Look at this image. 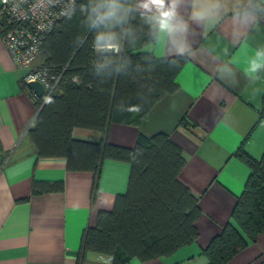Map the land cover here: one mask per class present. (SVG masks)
<instances>
[{
    "label": "crops",
    "instance_id": "1",
    "mask_svg": "<svg viewBox=\"0 0 264 264\" xmlns=\"http://www.w3.org/2000/svg\"><path fill=\"white\" fill-rule=\"evenodd\" d=\"M195 9L205 19H191ZM178 13L186 32L155 36L140 48L156 57L186 56L177 89L136 124L110 123L106 136L78 126L71 132L77 139L105 137L127 147L139 133L165 132L182 149L179 179L197 195L200 208L196 239L169 255L131 257L122 264H207L202 249L232 221L249 174L235 152L260 158L264 150V75L245 74L256 53L264 52V8L258 9L257 0H180ZM46 57L42 47L28 68L18 67L0 38V264H112L110 254L86 250L81 257V238L87 226H95L97 212L112 209L116 194L125 192L130 165L104 158L93 187L91 171L67 169L65 157L37 156L27 130L38 107L24 78ZM34 179L62 181L63 188L32 194ZM225 264H264V234Z\"/></svg>",
    "mask_w": 264,
    "mask_h": 264
},
{
    "label": "trees",
    "instance_id": "2",
    "mask_svg": "<svg viewBox=\"0 0 264 264\" xmlns=\"http://www.w3.org/2000/svg\"><path fill=\"white\" fill-rule=\"evenodd\" d=\"M87 2L77 0L75 15L71 19L62 15L44 37L47 57L39 66L57 81L44 101L29 89L38 111L27 134L37 156L65 157L67 169L91 171L93 187L104 158L130 165L125 192L116 194L112 209L97 212L95 226L84 229L81 257L91 250L110 254L112 264H122L131 257L169 255L198 235V197L179 179L185 164L181 147L165 132L139 133L131 147L110 143L105 137L77 139L71 132L78 126L106 136L110 123L136 124L160 97L177 89L176 75L186 56L156 57L140 51L156 34L134 12L124 25L121 52L107 54L112 59L104 61L105 54L95 53L93 34L82 24L79 5ZM257 6L264 8L258 0ZM260 115L264 117V92ZM235 155L249 174L234 204L232 221L202 249L207 264H225L248 241L264 234V150L260 158L244 150ZM62 188V181L31 183L32 194Z\"/></svg>",
    "mask_w": 264,
    "mask_h": 264
},
{
    "label": "clouds",
    "instance_id": "3",
    "mask_svg": "<svg viewBox=\"0 0 264 264\" xmlns=\"http://www.w3.org/2000/svg\"><path fill=\"white\" fill-rule=\"evenodd\" d=\"M58 0H38L40 7H47ZM180 0H136L130 5L127 0H88L81 3L79 10L84 16L82 24L93 34L92 48L96 54H105L104 61L112 59L109 53L121 52V40L125 34L124 25L134 12L150 24L156 38L171 37L177 31L186 32L187 22L179 16ZM76 0H67L61 15L71 19L76 13ZM191 19L201 21L205 13L200 9L192 12ZM264 52H257L256 58L249 62L246 75L255 78V74L264 69ZM138 111V110H137Z\"/></svg>",
    "mask_w": 264,
    "mask_h": 264
},
{
    "label": "built area",
    "instance_id": "4",
    "mask_svg": "<svg viewBox=\"0 0 264 264\" xmlns=\"http://www.w3.org/2000/svg\"><path fill=\"white\" fill-rule=\"evenodd\" d=\"M65 3L67 0H58L53 5L40 7L38 0H0V38L16 66H30L42 48L46 33L62 16ZM31 80L42 83L44 101L52 92L57 78L38 65L29 68L24 78L25 83Z\"/></svg>",
    "mask_w": 264,
    "mask_h": 264
},
{
    "label": "water",
    "instance_id": "5",
    "mask_svg": "<svg viewBox=\"0 0 264 264\" xmlns=\"http://www.w3.org/2000/svg\"><path fill=\"white\" fill-rule=\"evenodd\" d=\"M29 89L33 90L38 97H42L44 93L43 85L38 80H31L26 83ZM1 159V155H0Z\"/></svg>",
    "mask_w": 264,
    "mask_h": 264
}]
</instances>
